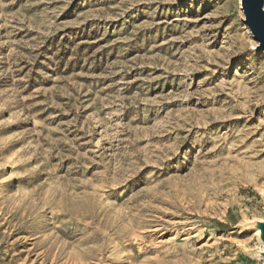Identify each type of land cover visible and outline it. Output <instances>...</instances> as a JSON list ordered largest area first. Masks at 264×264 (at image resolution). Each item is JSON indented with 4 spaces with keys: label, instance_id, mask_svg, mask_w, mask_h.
<instances>
[{
    "label": "rangeland",
    "instance_id": "374dc122",
    "mask_svg": "<svg viewBox=\"0 0 264 264\" xmlns=\"http://www.w3.org/2000/svg\"><path fill=\"white\" fill-rule=\"evenodd\" d=\"M243 17L0 0V264H264L246 229L264 221V51Z\"/></svg>",
    "mask_w": 264,
    "mask_h": 264
},
{
    "label": "water",
    "instance_id": "95a60500",
    "mask_svg": "<svg viewBox=\"0 0 264 264\" xmlns=\"http://www.w3.org/2000/svg\"><path fill=\"white\" fill-rule=\"evenodd\" d=\"M264 0H240V7L243 12V23L247 26L252 38L256 42L255 50L264 51ZM253 225L259 233L257 237L263 245L259 256L264 258V221L253 220ZM248 224V225H249Z\"/></svg>",
    "mask_w": 264,
    "mask_h": 264
},
{
    "label": "bare ground",
    "instance_id": "6f19581e",
    "mask_svg": "<svg viewBox=\"0 0 264 264\" xmlns=\"http://www.w3.org/2000/svg\"><path fill=\"white\" fill-rule=\"evenodd\" d=\"M260 192H261V194L264 195V186H262V187L260 188ZM237 226H238V225H237ZM246 229H249V230H255V234H256V235H258V233H259V231H258L256 228L253 227L252 223L249 224V225L246 227ZM253 254H254V253H252V256H253ZM254 257H255V256H254Z\"/></svg>",
    "mask_w": 264,
    "mask_h": 264
}]
</instances>
